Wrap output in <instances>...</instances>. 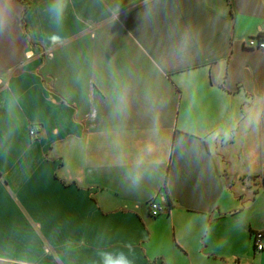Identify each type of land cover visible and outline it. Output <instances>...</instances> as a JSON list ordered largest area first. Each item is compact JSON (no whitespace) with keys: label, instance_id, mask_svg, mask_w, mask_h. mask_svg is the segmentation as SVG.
<instances>
[{"label":"crops","instance_id":"crops-1","mask_svg":"<svg viewBox=\"0 0 264 264\" xmlns=\"http://www.w3.org/2000/svg\"><path fill=\"white\" fill-rule=\"evenodd\" d=\"M254 34L264 0H0V264H264Z\"/></svg>","mask_w":264,"mask_h":264},{"label":"built area","instance_id":"built-area-1","mask_svg":"<svg viewBox=\"0 0 264 264\" xmlns=\"http://www.w3.org/2000/svg\"><path fill=\"white\" fill-rule=\"evenodd\" d=\"M244 46L248 48L255 49H264V36L263 35H251L242 39ZM36 130L32 129L31 134H35ZM149 209L152 216H159L164 212V208L161 206V203L157 201V198H152L150 200ZM253 247L254 250L258 253L264 252V229L257 230L253 232Z\"/></svg>","mask_w":264,"mask_h":264}]
</instances>
